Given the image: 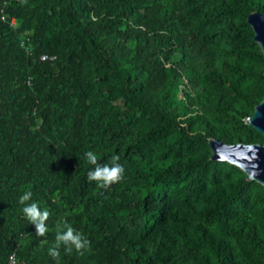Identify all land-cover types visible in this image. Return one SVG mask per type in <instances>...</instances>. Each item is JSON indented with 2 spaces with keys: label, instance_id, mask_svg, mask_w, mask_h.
<instances>
[{
  "label": "trees",
  "instance_id": "trees-1",
  "mask_svg": "<svg viewBox=\"0 0 264 264\" xmlns=\"http://www.w3.org/2000/svg\"><path fill=\"white\" fill-rule=\"evenodd\" d=\"M255 11L264 0H0V264H56L64 221L91 247L60 264H264V188L208 147L264 143L245 124L264 73L228 96L264 63ZM89 150L119 155L124 179L89 182ZM25 191L50 212L45 237Z\"/></svg>",
  "mask_w": 264,
  "mask_h": 264
},
{
  "label": "clouds",
  "instance_id": "clouds-1",
  "mask_svg": "<svg viewBox=\"0 0 264 264\" xmlns=\"http://www.w3.org/2000/svg\"><path fill=\"white\" fill-rule=\"evenodd\" d=\"M19 2L23 5L27 0H19ZM9 24L12 27H16L17 23L15 19H11ZM84 158L87 160L88 164L94 166L93 170L87 172V180L89 182H95L98 188L107 189L124 179L125 169L118 162L120 160L119 155H113L110 164H100L98 162V154L91 150L84 153ZM31 197V191H25L23 195L18 198V203L23 205L22 213L25 220L29 224L34 225L35 235L37 237H45L49 232L48 224L46 222L49 219L50 212L47 208L41 209L37 202L33 201L29 203ZM90 247L91 242L86 236L80 231H77L70 223L64 221L62 225L57 227L54 243L47 249V254L56 262V264H60L61 249H63L64 254L67 255H71L73 251L82 255L84 252L90 250ZM10 264H14L13 260L10 261Z\"/></svg>",
  "mask_w": 264,
  "mask_h": 264
},
{
  "label": "water",
  "instance_id": "water-1",
  "mask_svg": "<svg viewBox=\"0 0 264 264\" xmlns=\"http://www.w3.org/2000/svg\"><path fill=\"white\" fill-rule=\"evenodd\" d=\"M247 22L253 32V41L258 45L264 59V15L252 12ZM245 124L264 137V99L255 107L252 115L245 118ZM210 160L227 163L242 171L248 182H256L264 188V143H224L215 138L208 139Z\"/></svg>",
  "mask_w": 264,
  "mask_h": 264
},
{
  "label": "rangeland",
  "instance_id": "rangeland-1",
  "mask_svg": "<svg viewBox=\"0 0 264 264\" xmlns=\"http://www.w3.org/2000/svg\"><path fill=\"white\" fill-rule=\"evenodd\" d=\"M247 76L243 80L237 81L236 79L230 78V92L228 93L229 98H232L236 103L240 101V99L237 96L238 92H242L243 90L250 89L253 86L256 85L258 78L260 77L261 74L264 73V63L261 61H253L247 65ZM180 96V94L178 95ZM203 114L205 118L210 120V115L203 110V109H198V114ZM242 138L244 140L246 139L249 144L252 143V141H255V137L253 135H247L245 133L242 134ZM236 142H231L228 144H235ZM210 153V151H209ZM211 156V155H210ZM235 253L237 254V257L241 255V253L247 251V252H252L254 251L249 247V246H233ZM259 258L263 259L264 258V248L260 249L259 251ZM211 264H214V258L211 260Z\"/></svg>",
  "mask_w": 264,
  "mask_h": 264
},
{
  "label": "built area",
  "instance_id": "built-area-1",
  "mask_svg": "<svg viewBox=\"0 0 264 264\" xmlns=\"http://www.w3.org/2000/svg\"><path fill=\"white\" fill-rule=\"evenodd\" d=\"M47 57L46 56H42L41 57V60H45Z\"/></svg>",
  "mask_w": 264,
  "mask_h": 264
}]
</instances>
